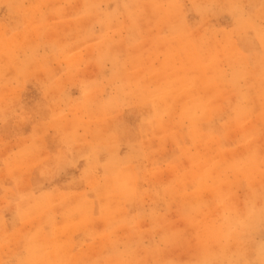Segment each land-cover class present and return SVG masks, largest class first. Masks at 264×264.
I'll use <instances>...</instances> for the list:
<instances>
[{"label":"clouds","instance_id":"obj_1","mask_svg":"<svg viewBox=\"0 0 264 264\" xmlns=\"http://www.w3.org/2000/svg\"><path fill=\"white\" fill-rule=\"evenodd\" d=\"M0 264H264V0H0Z\"/></svg>","mask_w":264,"mask_h":264},{"label":"rangeland","instance_id":"obj_2","mask_svg":"<svg viewBox=\"0 0 264 264\" xmlns=\"http://www.w3.org/2000/svg\"><path fill=\"white\" fill-rule=\"evenodd\" d=\"M41 76H43V74H41ZM33 85H34V82L30 83L28 85L27 90L24 93V103L29 108L34 107L36 105V103L38 101H40L42 98V93L39 91L38 87H34ZM129 120H130V122L135 123V116H129ZM49 144H50V147L53 146V142L51 140V137H49ZM174 147H175L174 144L171 141H169L168 142V150L169 151H168V153H166V155H171ZM83 163L84 162L81 161V167L83 166ZM185 164L187 165L188 161H185ZM77 174H78V172H77ZM170 178H171V173H166L165 179H170ZM97 226L102 227V223L98 222Z\"/></svg>","mask_w":264,"mask_h":264}]
</instances>
